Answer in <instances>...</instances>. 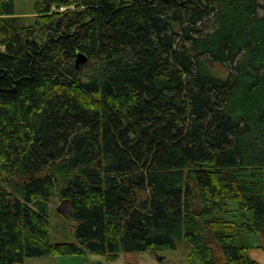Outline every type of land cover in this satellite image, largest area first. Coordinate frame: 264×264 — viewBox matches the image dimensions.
Returning <instances> with one entry per match:
<instances>
[{
	"label": "trees",
	"instance_id": "1",
	"mask_svg": "<svg viewBox=\"0 0 264 264\" xmlns=\"http://www.w3.org/2000/svg\"><path fill=\"white\" fill-rule=\"evenodd\" d=\"M34 9L28 25L0 0V264H261L235 242L264 235V0ZM54 198L74 242L50 241Z\"/></svg>",
	"mask_w": 264,
	"mask_h": 264
},
{
	"label": "rangeland",
	"instance_id": "2",
	"mask_svg": "<svg viewBox=\"0 0 264 264\" xmlns=\"http://www.w3.org/2000/svg\"><path fill=\"white\" fill-rule=\"evenodd\" d=\"M71 8H74V6ZM15 10L16 15L18 17H24L28 25H32V23H34V0H15ZM1 49L5 50L3 47H1ZM213 69L215 73L223 78H225V75L228 73V71H226L227 67L222 65H216ZM58 206L59 200L54 198L49 206L51 208L52 218L50 241L52 243L74 242L75 240L73 237V231H71L72 223L67 221V219H60L61 214L59 212L60 208H58ZM238 207L239 205L237 203L235 204L234 202H231L230 209L233 210V213L227 218L234 219L236 216H238L236 213V208L238 209ZM63 209H65V207ZM235 243L238 246H252L253 249L250 250V252L254 257H256L260 252L264 254V235L262 234H244L241 235ZM24 264H189V261L186 251L182 249L177 251L171 250L159 252L147 251L142 253H124L121 254L117 260L112 261H109L105 255H95L91 253L77 256H54V258H30Z\"/></svg>",
	"mask_w": 264,
	"mask_h": 264
},
{
	"label": "crops",
	"instance_id": "3",
	"mask_svg": "<svg viewBox=\"0 0 264 264\" xmlns=\"http://www.w3.org/2000/svg\"><path fill=\"white\" fill-rule=\"evenodd\" d=\"M250 256L251 258H254L255 260H257L258 262H260L261 264H264V254L263 253H258L256 257L252 256L251 255V252H250Z\"/></svg>",
	"mask_w": 264,
	"mask_h": 264
},
{
	"label": "water",
	"instance_id": "4",
	"mask_svg": "<svg viewBox=\"0 0 264 264\" xmlns=\"http://www.w3.org/2000/svg\"><path fill=\"white\" fill-rule=\"evenodd\" d=\"M82 60H85V56H84L83 54H80V56H79L77 62H80V61H82Z\"/></svg>",
	"mask_w": 264,
	"mask_h": 264
},
{
	"label": "built area",
	"instance_id": "5",
	"mask_svg": "<svg viewBox=\"0 0 264 264\" xmlns=\"http://www.w3.org/2000/svg\"><path fill=\"white\" fill-rule=\"evenodd\" d=\"M61 10H65V8H61Z\"/></svg>",
	"mask_w": 264,
	"mask_h": 264
}]
</instances>
